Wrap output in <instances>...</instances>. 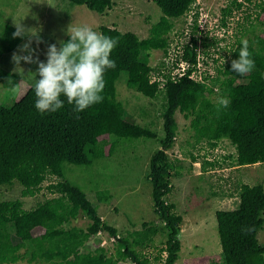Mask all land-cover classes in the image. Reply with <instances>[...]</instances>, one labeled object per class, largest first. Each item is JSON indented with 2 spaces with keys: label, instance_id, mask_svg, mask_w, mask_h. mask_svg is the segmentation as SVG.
<instances>
[{
  "label": "trees",
  "instance_id": "16d2710c",
  "mask_svg": "<svg viewBox=\"0 0 264 264\" xmlns=\"http://www.w3.org/2000/svg\"><path fill=\"white\" fill-rule=\"evenodd\" d=\"M67 1L85 5L98 13L113 6L112 0ZM152 1L162 14L150 26L145 38L132 31H120L115 26H99L98 32L119 38L111 55L116 67L105 72L102 102L75 113L73 106L61 96L64 107L42 115L35 108L34 86H29L6 106L10 128L7 132L0 129V187L18 182L22 186L21 196L25 197L35 195L49 176L57 180L46 185L51 196L32 208H23L20 198L0 200V264H117L125 259L131 264H175L180 250L178 225L182 217L175 212V203L168 202L166 197L172 189L170 169L174 164L169 162L167 151L175 142L177 111L190 120L195 143L204 141L215 147L219 141L228 140L235 148L234 166L264 163V64L261 49L249 43L255 68L243 77L231 71V61L238 59L242 46L241 41H237L230 48L224 65L216 67L215 76L205 73L202 81L190 78L197 63L196 12L191 38L182 45L181 58L174 61V68L179 60L186 62L188 67L182 75L172 76L168 71L153 78V72L160 70L164 63L160 62L156 67L150 65V51L158 49L167 55L174 21L188 12L195 0ZM236 4L237 7L241 5ZM256 6L264 13V0H259ZM221 22L225 25L224 19ZM12 32L14 28L7 24L0 37V59L10 49ZM69 39L66 36L63 41ZM202 42L205 47L216 43L217 39L208 43L205 36ZM123 71L129 88L150 99L162 95L161 136L151 128L152 121L139 124L116 115L115 109L121 106V102L116 97L115 83ZM238 79L245 81L237 82ZM20 83L16 73L0 64L1 86L12 89ZM222 96L228 97L231 103L218 113L216 103ZM99 132L104 133L96 135ZM109 136L113 138L108 142ZM145 140H156L159 145L149 160L148 179L154 211L166 228V240L162 246L154 243L161 229L158 225L118 235L115 227L102 221L97 206L85 192L66 180L62 171L64 162L88 166L115 151H125V145ZM192 158L193 162L197 161ZM111 197L108 189L96 191L97 202ZM237 198L234 208L215 212L221 252L219 259L206 264H264V245L257 239L258 231L264 226V184L241 183ZM75 208L90 220L86 227L72 224L76 218ZM244 227H254L255 230L244 234L241 231ZM99 232H107L114 239L110 253L100 243L93 249L86 244ZM23 233L29 235L14 242V237ZM7 244H13L16 251L7 250ZM150 248L156 250L152 257L144 253Z\"/></svg>",
  "mask_w": 264,
  "mask_h": 264
},
{
  "label": "rangeland",
  "instance_id": "374dc122",
  "mask_svg": "<svg viewBox=\"0 0 264 264\" xmlns=\"http://www.w3.org/2000/svg\"><path fill=\"white\" fill-rule=\"evenodd\" d=\"M112 2L110 9L98 13L85 5L67 0H0V37L7 24L14 28V32L16 24L37 31L44 42L37 48L33 38L32 47L37 49L39 60L46 62L47 46L56 44L59 48L60 41L68 36L66 31L69 25L78 27L86 24L95 31L101 25L115 26L120 31H132L140 38H145L149 34L150 26L162 14L152 0ZM258 2L259 0H195L191 9L174 21V27L169 34L170 46L167 55L158 49L150 51V65L156 67L160 62L164 63L160 70L153 72L152 77L168 71L175 75L181 72L182 66L186 67L179 60L178 66L174 68V61L181 58L182 45L191 38L196 12L197 29L194 37L197 68L194 77L199 79L205 73L215 76L216 67L224 65L232 45L243 39L261 49V61L264 64V13L256 6ZM236 3L241 5L237 7ZM228 9L229 12H226ZM222 19L225 25L222 24ZM14 32L11 34L9 51L0 59L1 67L16 73L21 82L12 89L0 85V129L6 132L10 128L9 110L6 106L22 95L27 87L34 86L39 78L37 64H26L22 61L17 66L12 62L13 52H17L18 46L28 39L27 36L13 38ZM205 36L208 43L214 38L217 42L204 47L202 39ZM126 78L123 71L115 83L116 97L121 102V106L115 109L116 115L133 123L148 124L152 121L154 124L150 125L151 128L161 136L162 95L155 99L145 97L129 88ZM244 81L245 79L237 80ZM217 87L216 85L214 91ZM175 119L178 125L177 134L174 145L167 151L169 162L174 164L170 169L172 189L166 197L168 202L175 203V212L182 217L178 225L180 250L175 264H206L210 260L219 259L221 252L215 212L236 206L237 190L241 183L264 184V163L236 167L233 165L235 148L228 140L219 141L215 147L204 141L195 143L189 126L190 120L178 111L175 112ZM112 138L113 136H109L107 141ZM125 147V151H115L88 166L64 162L63 174L66 180L85 192L87 198L97 206L102 221L105 220L115 227L118 235L158 225L161 229L155 236L154 243L162 246L166 240V228L154 211L148 179L149 160L159 145L156 140H145ZM192 156L197 160L196 163H193ZM55 180L56 177L49 176L35 195L25 197L21 196L22 186L18 182L2 185L0 200L20 198L23 208H32L51 196L46 185ZM104 189H108L112 197L104 202H97L96 191ZM75 212L76 218L72 224L86 227L90 220L80 209L75 208ZM28 235L29 233H23L15 236L14 242ZM257 239L264 245V226L258 231ZM97 243H103L109 253L114 248V241L107 232L97 233L86 244L93 249ZM6 247L9 251H16L13 244H7ZM144 253L152 257L156 250L145 249ZM117 264H131V261L125 259Z\"/></svg>",
  "mask_w": 264,
  "mask_h": 264
},
{
  "label": "clouds",
  "instance_id": "9594fccd",
  "mask_svg": "<svg viewBox=\"0 0 264 264\" xmlns=\"http://www.w3.org/2000/svg\"><path fill=\"white\" fill-rule=\"evenodd\" d=\"M15 27L13 38L27 36L28 39L18 46L17 52H13L11 60L17 66L22 61L38 65L39 78L34 85V92L35 108L40 114L55 113L62 109L64 100L61 96L73 106L75 113L83 112L103 101L105 72L116 67L111 55L119 44L118 37L106 36L86 24L78 27L69 25L66 34L70 39L67 42L60 41L59 48L56 44H49L45 62L39 60L37 49L32 47L33 38L37 48L44 42L37 31L25 29L21 24H16ZM241 45L238 59L231 61V71L243 77L255 68V61L249 51V42L243 39ZM8 82L11 83V79ZM230 103L228 97H219L216 111L219 113L221 109L228 108ZM254 230V227L241 229L244 234Z\"/></svg>",
  "mask_w": 264,
  "mask_h": 264
},
{
  "label": "built area",
  "instance_id": "2783aa9c",
  "mask_svg": "<svg viewBox=\"0 0 264 264\" xmlns=\"http://www.w3.org/2000/svg\"><path fill=\"white\" fill-rule=\"evenodd\" d=\"M180 61H182V60H180ZM178 62H179V61H178ZM183 63H185L186 67L182 66L181 69H180L181 72H178L177 75H182L183 71L188 67V64H187L186 62L183 61ZM178 64H179V63H178ZM178 64H177V66H178ZM196 68H197V63H196L195 69L191 72V74H190L189 77L192 78V79L198 80V81H202V80H203V76H202V75L198 77L199 79H197L196 77H194V73L196 72ZM207 74H208V73H207ZM175 75H176V74H175ZM175 75H172V76H175ZM208 75H209V74H208ZM210 76H212V75H210ZM111 239L114 241L113 238H111ZM102 245H103V243H102Z\"/></svg>",
  "mask_w": 264,
  "mask_h": 264
},
{
  "label": "crops",
  "instance_id": "0c3cea01",
  "mask_svg": "<svg viewBox=\"0 0 264 264\" xmlns=\"http://www.w3.org/2000/svg\"><path fill=\"white\" fill-rule=\"evenodd\" d=\"M193 163H196V162H193ZM236 167H239V166H236ZM99 214V213H98ZM104 220V219H103ZM103 222H105V220L103 221ZM106 223V222H105ZM106 224H108V223H106ZM109 225V224H108ZM112 226V225H111ZM102 233V232H101ZM100 245H102V243L100 244ZM103 246V245H102ZM96 247V246H95Z\"/></svg>",
  "mask_w": 264,
  "mask_h": 264
}]
</instances>
